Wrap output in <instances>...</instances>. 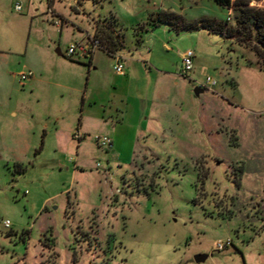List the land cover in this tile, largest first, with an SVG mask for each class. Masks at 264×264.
<instances>
[{
    "label": "rangeland",
    "instance_id": "obj_1",
    "mask_svg": "<svg viewBox=\"0 0 264 264\" xmlns=\"http://www.w3.org/2000/svg\"><path fill=\"white\" fill-rule=\"evenodd\" d=\"M170 9L232 24L212 0H0V264H264L263 65L234 39L147 25ZM99 21L122 76L103 52L95 70L64 56Z\"/></svg>",
    "mask_w": 264,
    "mask_h": 264
},
{
    "label": "trees",
    "instance_id": "obj_2",
    "mask_svg": "<svg viewBox=\"0 0 264 264\" xmlns=\"http://www.w3.org/2000/svg\"><path fill=\"white\" fill-rule=\"evenodd\" d=\"M94 1L96 2V0ZM259 1L212 0L215 6L231 13V25L227 22L211 20L191 22L172 12H159L151 16L147 25L152 28L164 26L175 34L202 29L211 34H218L224 39H234L240 46L251 47L264 68V9L249 7L251 2ZM106 23L108 22L95 23L92 37L99 40L100 51L112 57L124 47V44L120 34L113 30L114 24L107 25Z\"/></svg>",
    "mask_w": 264,
    "mask_h": 264
},
{
    "label": "built area",
    "instance_id": "obj_3",
    "mask_svg": "<svg viewBox=\"0 0 264 264\" xmlns=\"http://www.w3.org/2000/svg\"><path fill=\"white\" fill-rule=\"evenodd\" d=\"M15 12L19 13L21 11V8L19 5H16L14 7ZM227 21H229V18H227ZM100 42L98 39H95L93 37H87L86 39L71 44L68 46V48L65 50V54L64 56L66 58L69 59H80L81 57L86 58V59H90L92 58V56L100 51ZM194 55L191 51H187L185 53H183L181 55V61H182V65H183V71L184 74H187L189 72H191L192 70V59H193ZM112 58L114 59V66H113V70L117 75H123V69L120 65V59L113 55ZM33 78V74L30 71H22L17 75V79H18V84L20 85V87H23L24 84L26 82H28L29 80H31ZM207 82H209V80H207ZM82 138L80 133H76L74 135V140L80 141ZM95 143L98 147L104 149V150H111L112 149V141L107 138V137H96L95 139ZM3 226L4 228H9V223L8 222H3ZM232 244L231 242L228 240L226 242H218L216 245V249L218 252H222L225 249H227L228 247H231Z\"/></svg>",
    "mask_w": 264,
    "mask_h": 264
},
{
    "label": "crops",
    "instance_id": "obj_4",
    "mask_svg": "<svg viewBox=\"0 0 264 264\" xmlns=\"http://www.w3.org/2000/svg\"><path fill=\"white\" fill-rule=\"evenodd\" d=\"M195 1H196V0H195ZM200 1H201V0H199V4H200ZM198 6H199V5H198ZM170 11L173 12V13H174V12L176 13V11H174V10H172V9H170ZM181 12H182V11H181ZM177 13H178V12H177ZM180 15H181V14H180ZM227 15H228V14L226 13V16H227ZM219 16H221V15H219ZM194 17H195V16H191V18L189 17L190 19H189L188 21H194V20H196V18H194ZM165 28H166V27H165ZM92 36H93V35H92ZM92 36H88V35H87L86 38H87V37H92ZM137 36H138V35H137ZM86 38H85V39H86ZM83 40H84V39H83ZM136 41H138V42H137L138 45L142 44V40H141V37H140V36L137 37V40H136ZM164 47H165L166 50H168V47H167V46H164ZM58 52H59V51H58ZM96 54H97V53H96ZM96 54H94V55L92 56V58L89 59V66H90L91 69H93V70H95V66L97 65ZM115 56H117V57L120 59V63H121V58H120V56L118 55V53H116ZM147 56H148V57H147ZM109 57H110V56H109ZM146 57H147V59H148V61H149L150 58H151L150 55H149V52H148V54H146L145 56L143 55V58H146ZM111 58H112V57H111ZM112 59H113V58H112ZM113 62H114V59H113ZM146 65H147V64H146ZM127 66H128V69H127V71H126V76H127L130 72H134L133 69H132V68H133V64L128 63ZM144 69H145L144 71H146L147 73L150 71V70H148L149 67H147V66H146ZM162 74H164V73H162ZM123 75H124V73H123ZM120 76H122V75H120ZM32 79H33V78H32ZM173 84L176 85V82H173ZM83 104H84V102H83ZM89 104H90V103H89ZM128 105H129L128 102L124 105V106H125V111H126ZM98 109H99V110H102V105H100V106L98 107ZM125 111H124V113H125ZM126 112H127V111H126ZM124 113H123V115H124ZM111 141H112V140H111ZM113 147H114V145H113V142H112V149H111V150H113ZM77 148H78V147H77ZM111 150H110V151H111Z\"/></svg>",
    "mask_w": 264,
    "mask_h": 264
},
{
    "label": "water",
    "instance_id": "obj_5",
    "mask_svg": "<svg viewBox=\"0 0 264 264\" xmlns=\"http://www.w3.org/2000/svg\"><path fill=\"white\" fill-rule=\"evenodd\" d=\"M201 93V90L199 88H196L194 90V94L195 96H198ZM206 256L205 255H197L194 257V262L199 264V263H203L206 260Z\"/></svg>",
    "mask_w": 264,
    "mask_h": 264
}]
</instances>
